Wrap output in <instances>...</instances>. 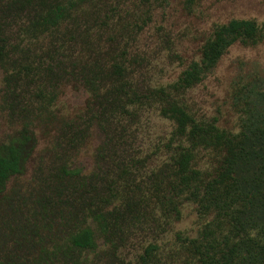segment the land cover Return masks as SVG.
Wrapping results in <instances>:
<instances>
[{"label": "trees", "instance_id": "1", "mask_svg": "<svg viewBox=\"0 0 264 264\" xmlns=\"http://www.w3.org/2000/svg\"><path fill=\"white\" fill-rule=\"evenodd\" d=\"M90 1L0 0L4 104L23 123L18 139L0 145V194L11 177L23 172L35 144L32 128L44 116H52L49 109L60 85L80 82L92 98L85 115L62 121L57 129L56 173L43 199L53 211L56 204L70 208L74 228L58 236L51 250L39 244L36 234L27 243L20 239L16 262L9 259L6 264H87L85 254L97 248L95 231L86 225L90 219L104 233L119 230L151 202L163 217L174 219L180 218L182 203L191 202L207 220L196 237L177 235L189 264H264V75L243 76L234 85L237 133L221 129L216 118L197 120L177 98L200 84L236 43L246 47L261 43L263 28L249 19L216 25L201 48L200 60L190 63L175 83L143 89L132 81L121 56L109 55L111 62L92 64L76 55L75 45L88 40L77 13ZM112 17L107 9H97L95 26H108ZM155 106L173 130L161 147L169 157L148 177L151 184L143 194L132 175L145 166L141 164L145 159L130 153L128 123L137 121L143 108ZM93 128L104 137L98 172L83 176L80 169H69L67 161ZM201 152L215 157L212 169L198 167ZM40 208L46 214L45 206ZM157 250L156 245L147 247L140 264H153ZM107 264L123 263L112 253Z\"/></svg>", "mask_w": 264, "mask_h": 264}, {"label": "rangeland", "instance_id": "2", "mask_svg": "<svg viewBox=\"0 0 264 264\" xmlns=\"http://www.w3.org/2000/svg\"><path fill=\"white\" fill-rule=\"evenodd\" d=\"M97 9H107L113 15L108 26H95ZM77 17L88 37L86 43L79 42L74 47L79 58L93 64L106 63L109 55H119L132 72L133 82L143 89H156L175 83L190 63L200 60L201 48L216 25L249 19L264 30V0H91ZM254 74L264 75V40L255 47L236 43L200 84L177 98L197 120L216 118L221 129L237 133L239 114L233 106L234 85L240 77ZM91 103L84 84H62L49 109L52 116H44L43 122L34 124L35 144L23 172L11 177L0 194V264L9 259L16 262L20 239L27 243L36 234L39 244L51 250L58 236H63L69 227L74 228L75 223L68 217L70 208L56 204L53 211L43 199L48 195L46 186L56 173L53 149L57 129L62 121L85 115ZM22 127V121L4 104V72L0 69V145L18 139ZM128 127L130 153L136 159H145L141 163L145 166L133 170L132 175L134 183L144 188V194L145 187L151 184L148 177L160 171L169 157L161 147L168 141L173 124L161 118L155 106L143 108L138 120L128 123ZM103 141V135L93 128L85 143L70 153L68 168L80 169L83 176L98 172L97 155ZM197 163L200 169L210 170L216 160L201 152ZM142 209L138 216L128 217L119 225V230L111 228L108 233L90 219L86 225L95 231L97 248L85 254L87 264H107L112 253L123 264H140L141 255L150 245L158 247L153 264H189L179 249L177 235L196 237L207 222L198 215L196 205L183 202L179 219L168 214L163 217L153 202Z\"/></svg>", "mask_w": 264, "mask_h": 264}]
</instances>
